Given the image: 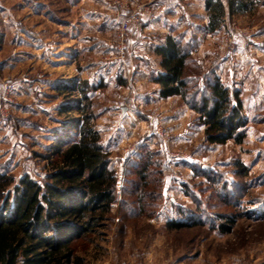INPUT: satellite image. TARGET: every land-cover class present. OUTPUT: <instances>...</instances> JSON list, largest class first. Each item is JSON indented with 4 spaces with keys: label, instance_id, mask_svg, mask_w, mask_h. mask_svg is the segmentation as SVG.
<instances>
[{
    "label": "rangeland",
    "instance_id": "1",
    "mask_svg": "<svg viewBox=\"0 0 264 264\" xmlns=\"http://www.w3.org/2000/svg\"><path fill=\"white\" fill-rule=\"evenodd\" d=\"M109 1L0 0V104L4 81L15 85L7 118L0 115V173L45 182L57 147L66 148L89 115L118 183L111 208L74 241L79 264H264V0H236L232 11L229 0H212L226 8L213 12V30L207 0L163 8L181 22L173 34L191 50V95L200 98L211 70L239 92L242 142L207 141L199 112L179 94L151 104L129 94L142 57L135 36L148 43L156 33L143 25L159 17L158 0H126L151 4L154 16L130 26L123 52L116 32L126 12ZM141 61L149 77L160 69L154 55ZM153 113L187 157L168 153ZM175 220L195 224L175 228Z\"/></svg>",
    "mask_w": 264,
    "mask_h": 264
},
{
    "label": "trees",
    "instance_id": "2",
    "mask_svg": "<svg viewBox=\"0 0 264 264\" xmlns=\"http://www.w3.org/2000/svg\"><path fill=\"white\" fill-rule=\"evenodd\" d=\"M235 1L229 0L231 11ZM206 5L211 11L208 29L213 30L219 24L213 12L223 16L226 8L212 0ZM157 52L162 69L153 79L160 84L159 94H179L196 109L206 126L207 141L233 138L242 142L246 119L239 92L231 93L211 70L202 75L204 86L198 88L201 95L196 100L186 75L191 50L178 36L168 34ZM56 155L55 168L43 183L28 174L0 173V264H79L75 239L90 231L115 201L118 177L89 115L83 118L75 139L64 149L57 147ZM147 169L145 164L141 170L146 184ZM193 224L175 220L171 225L182 228ZM231 229L222 228L224 232Z\"/></svg>",
    "mask_w": 264,
    "mask_h": 264
},
{
    "label": "crops",
    "instance_id": "3",
    "mask_svg": "<svg viewBox=\"0 0 264 264\" xmlns=\"http://www.w3.org/2000/svg\"><path fill=\"white\" fill-rule=\"evenodd\" d=\"M175 2L177 3L176 0H158L156 3V7H157V19L152 22L151 24H145L143 25L145 28H153L156 27L157 30L153 31L154 35H152V39H150V41L147 43L145 41V37H143V35H136L135 36V40L137 41V46L134 47V50L137 51L139 50L140 53L137 54V56H142L140 59V62L138 61V65H139V69H138V73L136 72L135 76L133 77V81L132 84L130 85V89H129V94H133V95H137L136 92H140V99L138 98V101L140 102L142 95L143 97H145V100L147 103L151 104L153 102L155 103H166V102H170L173 98H179V96L177 94L175 95H171L168 97H163L159 94V88H160V84L156 81H154L153 77H149L148 75H146V72L148 71L146 69V66L143 64L144 62H142L141 60H145V58H150L151 56H156L158 58V64L157 66L160 68L157 71L162 69V66L160 65L161 63V55L157 52V46L165 40L166 36L168 34H173L180 26L178 25V23H181L180 21L178 23H176L175 21L172 20V18L170 17V13L168 10L167 11L168 15L166 17H164L165 15V11H163V8H167L170 9L171 6H173L175 4ZM177 4H175L174 7ZM170 6V7H168ZM77 31L76 30H72L71 33V44H75L74 41L77 38ZM64 38V36H63ZM63 40V39H62ZM134 40V42H135ZM147 40V39H146ZM140 45V47L138 46ZM137 47V48H136ZM74 48V47H72ZM140 48V49H139ZM200 50V49H199ZM108 56V55H107ZM61 57H64L63 52L61 54ZM76 60H78L77 57L73 58V61L75 62ZM63 65V64H62ZM61 65V66H62ZM151 86V87H149ZM151 88V89H150ZM152 90V91H151ZM143 93V94H141ZM128 94V95H129ZM153 95H156L155 99L153 97ZM135 98V96H134ZM133 101V100H132ZM142 101V100H141ZM122 111L120 112L121 115H126V107L124 105H120ZM125 107V109H124ZM172 115H176V114H172Z\"/></svg>",
    "mask_w": 264,
    "mask_h": 264
},
{
    "label": "built area",
    "instance_id": "4",
    "mask_svg": "<svg viewBox=\"0 0 264 264\" xmlns=\"http://www.w3.org/2000/svg\"><path fill=\"white\" fill-rule=\"evenodd\" d=\"M150 2L154 0H149ZM110 7H117L119 9H124L126 12V15L122 20L119 22V26L117 29V42L120 44V49L123 52L124 46H125V40L127 38V33L130 29V26L134 24H138L141 21L142 14H145V16L149 19H152L154 16V10L152 8V5L149 3L142 4L141 2H137L135 6H131V3H129L126 0H114L108 2ZM121 7V8H120ZM4 95H3V101L0 104V115L3 116V119L7 118L8 115V103H10L13 100V93L15 89V85L10 80H5L4 83ZM155 120V127H156V133L158 134L159 138L164 142L166 145V148L168 149V153L175 157H187L188 153L184 151H177L176 149L171 147L170 139L171 135L168 133L169 128L164 126L163 124V116L159 115V113H153L152 114ZM155 115V116H154Z\"/></svg>",
    "mask_w": 264,
    "mask_h": 264
},
{
    "label": "water",
    "instance_id": "5",
    "mask_svg": "<svg viewBox=\"0 0 264 264\" xmlns=\"http://www.w3.org/2000/svg\"><path fill=\"white\" fill-rule=\"evenodd\" d=\"M124 109H125V107H124Z\"/></svg>",
    "mask_w": 264,
    "mask_h": 264
}]
</instances>
